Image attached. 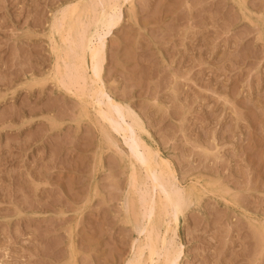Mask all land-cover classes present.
Instances as JSON below:
<instances>
[{"label":"rangeland","instance_id":"374dc122","mask_svg":"<svg viewBox=\"0 0 264 264\" xmlns=\"http://www.w3.org/2000/svg\"><path fill=\"white\" fill-rule=\"evenodd\" d=\"M81 1L0 0V264H129L143 239L132 141L54 77V15ZM120 12L100 86L192 195L178 264H264V0Z\"/></svg>","mask_w":264,"mask_h":264},{"label":"bare ground","instance_id":"6f19581e","mask_svg":"<svg viewBox=\"0 0 264 264\" xmlns=\"http://www.w3.org/2000/svg\"><path fill=\"white\" fill-rule=\"evenodd\" d=\"M130 1L86 0L62 7L54 15L51 25L53 36H57L56 41L52 40L55 57L53 72L56 82L84 104H89L101 121L121 136L125 144L126 139L132 141L128 178L130 188L139 201L137 210L139 208L141 223L136 231L143 235V239L135 248L129 264H178L181 247L173 239L167 241L166 237L173 231L171 224H178L183 206L192 195L174 183L175 178L167 161L144 139L146 131L134 113L110 99L100 86L105 62L104 36L119 23L121 4ZM100 31L104 32L103 35ZM137 167L144 174V177L140 176L143 180H140ZM164 218L168 221L164 234L159 237L156 225Z\"/></svg>","mask_w":264,"mask_h":264}]
</instances>
